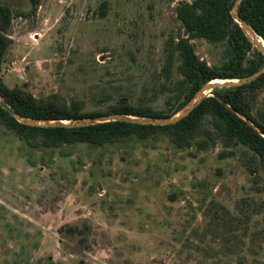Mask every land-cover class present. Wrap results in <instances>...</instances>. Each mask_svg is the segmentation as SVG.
Wrapping results in <instances>:
<instances>
[{
    "label": "rangeland",
    "instance_id": "obj_1",
    "mask_svg": "<svg viewBox=\"0 0 264 264\" xmlns=\"http://www.w3.org/2000/svg\"><path fill=\"white\" fill-rule=\"evenodd\" d=\"M100 1L38 0L13 14L2 79L84 108L149 96L180 0H103L98 16ZM193 43L216 58L217 47ZM230 148H178L163 135L32 148L0 127V264H264L263 170Z\"/></svg>",
    "mask_w": 264,
    "mask_h": 264
},
{
    "label": "trees",
    "instance_id": "obj_2",
    "mask_svg": "<svg viewBox=\"0 0 264 264\" xmlns=\"http://www.w3.org/2000/svg\"><path fill=\"white\" fill-rule=\"evenodd\" d=\"M28 10L13 9L0 1V63L10 45L9 26L13 14L28 16L38 0H29ZM234 0H180L173 6L177 28L165 39L164 62L160 68L164 80L150 95L132 101L119 95L91 108H84L80 99L64 100L51 91L36 96L30 90L9 85L0 75V95L18 114L40 119H70L102 114L124 113L147 117H167L179 110L205 82L215 78H238L264 65V53L250 40L230 12ZM105 1L99 2L98 16L104 14ZM238 16L264 42V0H240ZM193 39H202L217 47V56L207 62L199 56ZM174 64V66H172ZM174 67V74H172ZM223 100L214 95L203 96L184 116L170 123H140L128 120H105L78 126H40L15 119L0 106V127L14 133L26 146L59 147L75 142L102 146L107 143L142 140L163 135L178 148L194 145L204 149L220 143L244 147L253 158L252 168L264 174V109L257 107L264 91V70L255 78L234 85L213 86ZM162 96L161 102H154ZM233 108L234 110H232ZM242 116L248 118L253 125ZM255 126V127H254ZM259 190L264 194V175Z\"/></svg>",
    "mask_w": 264,
    "mask_h": 264
},
{
    "label": "water",
    "instance_id": "obj_3",
    "mask_svg": "<svg viewBox=\"0 0 264 264\" xmlns=\"http://www.w3.org/2000/svg\"><path fill=\"white\" fill-rule=\"evenodd\" d=\"M239 1L240 0L233 1L230 12L235 18V20L238 21L242 29L247 33L250 40L264 53V42L260 38L256 37V34L248 26V24L238 16L237 5ZM263 70H264V65L258 68L257 70H255L254 72L248 75H245L243 77L211 79L205 82L199 89H197L192 95V97L179 110H177L175 113L167 117H147V116H140V115L124 114V113H114V114H102V115H96V116H86V117H81V118H70V119L32 118V117L22 116L16 113L6 103V101L3 99L1 95H0V106L6 109L15 119H17L20 122L27 123V124H33V125H40V126H48V125L50 126H53V125L78 126L82 124L95 123V122H100V121H105V120H115V119L128 120V121H134V122H140V123H155V124L170 123L184 116L205 95H209V94L214 95L220 101L225 103L224 100L214 90H212L213 86L234 85V84L246 82V81H249L255 78ZM225 105L228 106L227 103H225ZM231 109L234 110L233 108ZM242 117L246 121H248L251 125H253L252 122L248 118H246L245 116H242Z\"/></svg>",
    "mask_w": 264,
    "mask_h": 264
}]
</instances>
